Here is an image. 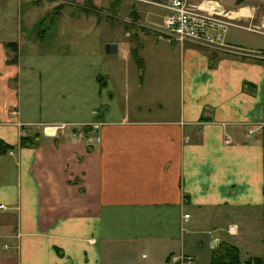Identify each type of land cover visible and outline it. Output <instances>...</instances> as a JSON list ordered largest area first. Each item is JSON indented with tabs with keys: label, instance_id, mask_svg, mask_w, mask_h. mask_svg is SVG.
<instances>
[{
	"label": "crops",
	"instance_id": "0c3cea01",
	"mask_svg": "<svg viewBox=\"0 0 264 264\" xmlns=\"http://www.w3.org/2000/svg\"><path fill=\"white\" fill-rule=\"evenodd\" d=\"M12 5L7 15L19 16ZM255 14L237 18L263 29ZM233 27L253 35L228 28L227 44L264 50V30ZM18 28L0 30V264H167L180 250L196 260L195 226L216 243L224 219L264 245V60L135 30L141 42L128 39L122 56L108 41L116 50L103 48V67L74 99L57 86L73 105L41 120L22 104L21 80L37 75L29 60L41 71L43 58L24 53L42 45L23 46Z\"/></svg>",
	"mask_w": 264,
	"mask_h": 264
},
{
	"label": "rangeland",
	"instance_id": "374dc122",
	"mask_svg": "<svg viewBox=\"0 0 264 264\" xmlns=\"http://www.w3.org/2000/svg\"><path fill=\"white\" fill-rule=\"evenodd\" d=\"M12 1L0 0V14L5 13L3 15L4 25L0 26L1 32L17 35L20 31L18 26L21 25L23 46L26 44L42 45L41 50L43 52L41 53L34 51L24 53L28 56L32 55V58L36 60H39L40 56L43 58L44 64L40 65L41 71L37 70L38 61L32 63V60H29L30 62L27 65L31 66V69L28 70V73H37V75L25 76L24 81L21 80L22 104H27L31 111L35 112L34 116L41 120H43L42 114L49 109L58 107L61 109L64 106L73 105L74 101L71 100L75 96L73 87L80 86V80H83L84 82H82L85 85H90L94 74L100 72L103 67V60L100 58L106 55L103 48L106 49L105 45L108 41L116 38L120 43L118 53L122 56V48L128 39L134 45L141 42L142 37H139L135 30L152 31L151 33L157 36L163 22V16L157 15L156 12L162 6L158 3L159 0L157 2L150 1V3L146 0H15L14 11L19 16H12V14L9 16L7 15L8 11L13 12ZM206 1L214 2L215 0ZM223 1L225 3L220 5L232 12L231 15L233 14V18L231 15L229 16L232 21L229 19L230 24L227 25V29H229H226V33H238L240 31V33H245L247 36L253 35L248 34L250 31L236 30L237 28L233 26L251 29L255 32L264 30V28L262 29L263 26L257 25L255 22L245 23L237 18L247 12H254L255 15L264 18V0ZM56 8L58 12L51 19V14L54 13ZM236 18L238 21H236ZM36 19L37 22L32 28L31 25ZM255 37H257V34ZM259 37L264 39L263 35ZM170 41L176 40L171 39ZM56 47L59 48L57 54L51 52ZM221 51L232 55L237 53L239 56L258 61L264 60V50L247 51L243 49V52L239 50L231 53ZM55 54L57 57H52ZM76 56H79V58H76ZM45 62L47 63L45 64ZM22 67L24 66L22 65ZM57 86H60L66 94L70 92L71 99H60V96L58 98L55 90ZM262 87L264 90V83ZM96 120L97 123L100 122V120ZM91 124L93 125L94 121ZM35 125H38V123ZM88 125L90 124H81V130ZM57 127H60L59 123ZM22 134V136H25L26 133L23 132ZM31 139H34V137L31 136ZM191 213L193 214L192 211ZM227 222V219L223 220L225 224L218 232L220 234H218L219 238L216 243L213 240L212 231L204 228L199 229L195 226L197 233L192 235L189 247L193 248L196 260L189 252L171 251L167 255V264H181L180 259L177 261H174V258L172 259L171 254L174 253L192 257L193 264H210L208 261L210 249L214 248L221 239L232 242L237 246L241 262L253 256H261L264 260V245H255L256 243L248 242L247 228L243 231L237 222ZM229 223L237 226L232 232L227 229ZM204 230H206L205 233ZM257 230L259 232L261 229ZM204 234L212 246L209 250L208 247L204 248Z\"/></svg>",
	"mask_w": 264,
	"mask_h": 264
},
{
	"label": "built area",
	"instance_id": "2783aa9c",
	"mask_svg": "<svg viewBox=\"0 0 264 264\" xmlns=\"http://www.w3.org/2000/svg\"><path fill=\"white\" fill-rule=\"evenodd\" d=\"M164 8L166 13L163 16L162 26L158 34L168 40H192L205 46L220 49L229 52H238L237 46L229 45L225 42L224 34L229 25V19L233 18L232 12L224 9L215 2H193L188 0H159L158 2ZM211 4V5H210ZM231 15V17H229ZM228 18V19H227ZM227 19V20H226ZM60 127L63 126L59 123ZM93 126H97L94 123ZM77 138L83 137V131H76ZM99 140V136H93ZM4 208V204H0ZM189 214L185 213L187 217ZM237 228L236 224L229 223L228 231L232 232ZM172 259H180L181 264H193V259L180 253L171 254Z\"/></svg>",
	"mask_w": 264,
	"mask_h": 264
},
{
	"label": "trees",
	"instance_id": "16d2710c",
	"mask_svg": "<svg viewBox=\"0 0 264 264\" xmlns=\"http://www.w3.org/2000/svg\"><path fill=\"white\" fill-rule=\"evenodd\" d=\"M239 1L240 0H236V2ZM57 12L58 10L56 8L50 18L53 19ZM137 60L139 59L137 58ZM33 143L34 140H31V138H28L27 136L21 137V144L28 145ZM8 146V144L0 140V149H5ZM208 261L210 264H264V260L261 256L246 258L241 262L238 256L237 246L225 239H221L214 248L210 249Z\"/></svg>",
	"mask_w": 264,
	"mask_h": 264
},
{
	"label": "water",
	"instance_id": "95a60500",
	"mask_svg": "<svg viewBox=\"0 0 264 264\" xmlns=\"http://www.w3.org/2000/svg\"><path fill=\"white\" fill-rule=\"evenodd\" d=\"M106 51L110 52V51H115L116 50V43L115 42H108L106 45Z\"/></svg>",
	"mask_w": 264,
	"mask_h": 264
}]
</instances>
